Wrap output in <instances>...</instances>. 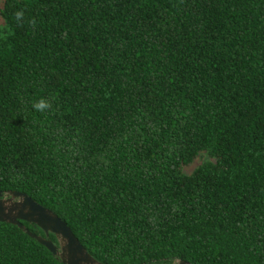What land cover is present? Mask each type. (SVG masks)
I'll return each mask as SVG.
<instances>
[{"label": "trees", "instance_id": "obj_1", "mask_svg": "<svg viewBox=\"0 0 264 264\" xmlns=\"http://www.w3.org/2000/svg\"><path fill=\"white\" fill-rule=\"evenodd\" d=\"M0 24V191L106 264H264V0H2ZM0 264L64 263L0 221Z\"/></svg>", "mask_w": 264, "mask_h": 264}, {"label": "water", "instance_id": "obj_2", "mask_svg": "<svg viewBox=\"0 0 264 264\" xmlns=\"http://www.w3.org/2000/svg\"><path fill=\"white\" fill-rule=\"evenodd\" d=\"M0 221L19 226L64 264H106L88 251L64 219L25 192L0 191ZM23 221L38 225L45 235L35 233ZM51 233L56 235L58 243L50 238ZM176 261L179 264H191L181 259Z\"/></svg>", "mask_w": 264, "mask_h": 264}, {"label": "clouds", "instance_id": "obj_3", "mask_svg": "<svg viewBox=\"0 0 264 264\" xmlns=\"http://www.w3.org/2000/svg\"><path fill=\"white\" fill-rule=\"evenodd\" d=\"M20 16H22V13H17V17L19 18ZM49 107H50L49 102L44 99H41L39 102L33 104V108L36 111H40V112L47 110Z\"/></svg>", "mask_w": 264, "mask_h": 264}, {"label": "rangeland", "instance_id": "obj_4", "mask_svg": "<svg viewBox=\"0 0 264 264\" xmlns=\"http://www.w3.org/2000/svg\"><path fill=\"white\" fill-rule=\"evenodd\" d=\"M1 2H2V0H0V4H1ZM0 30H1V24H0ZM203 158L204 157H199L197 160H195V162L192 165L186 167L185 171L188 173L192 172L196 166L201 164V162L203 161Z\"/></svg>", "mask_w": 264, "mask_h": 264}, {"label": "flooded vegetation", "instance_id": "obj_5", "mask_svg": "<svg viewBox=\"0 0 264 264\" xmlns=\"http://www.w3.org/2000/svg\"><path fill=\"white\" fill-rule=\"evenodd\" d=\"M173 264H179L177 261H175Z\"/></svg>", "mask_w": 264, "mask_h": 264}]
</instances>
